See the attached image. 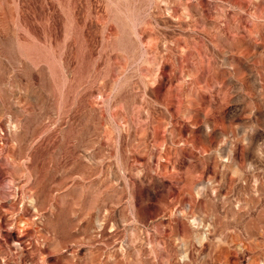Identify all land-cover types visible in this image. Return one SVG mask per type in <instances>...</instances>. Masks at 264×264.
Returning <instances> with one entry per match:
<instances>
[{"label": "rangeland", "instance_id": "374dc122", "mask_svg": "<svg viewBox=\"0 0 264 264\" xmlns=\"http://www.w3.org/2000/svg\"><path fill=\"white\" fill-rule=\"evenodd\" d=\"M0 264H264V0H0Z\"/></svg>", "mask_w": 264, "mask_h": 264}]
</instances>
